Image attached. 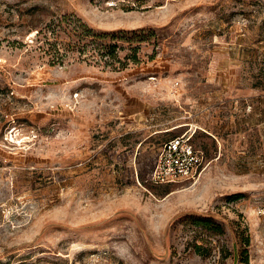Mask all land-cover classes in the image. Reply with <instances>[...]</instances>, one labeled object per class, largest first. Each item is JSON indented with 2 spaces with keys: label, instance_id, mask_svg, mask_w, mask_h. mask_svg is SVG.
I'll use <instances>...</instances> for the list:
<instances>
[{
  "label": "rangeland",
  "instance_id": "rangeland-1",
  "mask_svg": "<svg viewBox=\"0 0 264 264\" xmlns=\"http://www.w3.org/2000/svg\"><path fill=\"white\" fill-rule=\"evenodd\" d=\"M52 260L264 264V0H0V264Z\"/></svg>",
  "mask_w": 264,
  "mask_h": 264
},
{
  "label": "built area",
  "instance_id": "built-area-1",
  "mask_svg": "<svg viewBox=\"0 0 264 264\" xmlns=\"http://www.w3.org/2000/svg\"><path fill=\"white\" fill-rule=\"evenodd\" d=\"M32 134L36 135L34 129ZM191 137V134L185 132L162 144L155 165L149 174L148 179L151 183L170 184L197 177L204 164V156L193 145ZM47 264L70 263L52 260Z\"/></svg>",
  "mask_w": 264,
  "mask_h": 264
},
{
  "label": "trees",
  "instance_id": "trees-1",
  "mask_svg": "<svg viewBox=\"0 0 264 264\" xmlns=\"http://www.w3.org/2000/svg\"><path fill=\"white\" fill-rule=\"evenodd\" d=\"M41 7H38V6H35V7H32V9H30L31 11H35V10H39ZM45 29H48V25H46V27H43V28H40L38 29L37 31V34H40L42 31H44ZM53 32V31H52ZM91 32V29L89 28H86V29H82V34H84L83 36H86L87 33ZM103 37H105V35H102ZM117 45L116 44H106L104 43V48H105V51H104V55H108L110 57L109 60H106L107 63L111 62H115V61H118L119 59H117L116 57V54H114L115 52L113 51H110V49H114L116 48ZM54 58H57L58 57V50H55L54 51ZM134 58H135V55H133ZM111 60V61H110ZM194 224L198 225V226H201V227H208V228H213L215 230H218L219 232H223V226L216 223L213 219L211 218H196L194 219ZM199 249V246L197 245L196 246V250ZM245 260V259H244Z\"/></svg>",
  "mask_w": 264,
  "mask_h": 264
}]
</instances>
